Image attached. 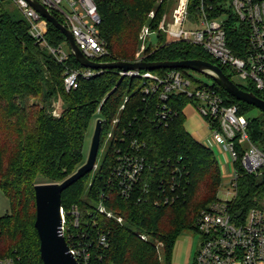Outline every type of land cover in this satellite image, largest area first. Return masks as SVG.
<instances>
[{"label": "trees", "instance_id": "trees-1", "mask_svg": "<svg viewBox=\"0 0 264 264\" xmlns=\"http://www.w3.org/2000/svg\"><path fill=\"white\" fill-rule=\"evenodd\" d=\"M3 1L0 0V190L9 201L10 211L0 216V263L10 259L13 264H42L34 227V186L40 180L62 182L85 162V133L93 119L102 120V131L119 119L114 125V138L117 142L122 136L127 141L135 139L144 157L140 183L129 197L109 188L116 151L115 141L111 140L90 184H80L83 177L61 195L67 219L64 237L69 248L88 249V264H161L157 244L163 246L166 264H170L175 241L185 230L195 232L199 213L216 201L221 183L213 152L185 130L182 111L187 100L172 98V117L159 124L154 116L158 101L141 95L137 89L139 80L122 77L121 70L116 69L82 79L76 90L67 92L63 85L66 69L82 67L71 54L66 64L59 63L29 35L24 16L7 10ZM93 1L101 20L100 36L108 50L102 61L137 60L138 33L151 10L156 11L157 18L161 16L164 2ZM51 13L65 25L60 14ZM147 21L151 28L157 27L158 21ZM159 38L160 44L150 49L146 62L203 60L219 66L232 81L229 69L201 48L186 42H165L163 35ZM44 40L51 47H68L63 34L47 21ZM178 70L193 79L191 70ZM211 84L226 105L238 106L240 114L247 117L249 138L264 153V114L259 111V117H249L257 109L235 100L213 81ZM236 85L264 99L252 85ZM57 97L64 108L54 116L46 108L49 100ZM125 98L128 101L123 103ZM31 99L35 104L30 103ZM236 168L239 186L233 204L244 212L255 204L254 197L264 199V172L254 177L245 174L238 164ZM101 202L105 211L112 213L110 218L106 212L98 211ZM72 206L79 207L77 227L68 220ZM143 234L146 240L140 238ZM102 235L105 245L100 243Z\"/></svg>", "mask_w": 264, "mask_h": 264}, {"label": "built area", "instance_id": "built-area-1", "mask_svg": "<svg viewBox=\"0 0 264 264\" xmlns=\"http://www.w3.org/2000/svg\"><path fill=\"white\" fill-rule=\"evenodd\" d=\"M11 1L27 20L29 35L59 63L66 64L70 50L66 51L64 45L51 47L44 40L46 20L27 0ZM37 1L50 12L63 17L65 26L70 29L77 47L87 59L100 62L108 54L100 36L101 20L93 0ZM157 30L170 42H186L201 48L220 66L227 67L232 76L238 77L244 85H252L264 97V0H177L170 22L168 25L160 24ZM146 35L149 36L147 29L140 34V39ZM102 71L84 67L66 69L64 88L67 92L76 90L80 80L89 79ZM119 74L135 77L139 83L143 80L137 89L144 97H154L160 104L154 108L155 122L159 124L172 117V98L173 101L176 98L186 99L187 104L192 105L207 122L213 145L221 153L224 152L231 167L230 173L223 171L221 178L227 182L221 192L229 198L218 196L199 213L195 221V232L201 241L192 264H264V202L259 203L254 197L255 204L244 212L235 209L233 204L239 186L236 165L250 176L258 177L264 172V153L249 138L247 117L240 114L238 106L226 105L211 83H198L193 76L195 81L178 69H170L163 74L153 71H120ZM127 101L128 98H125L123 103ZM123 108L124 105L120 110ZM118 122L119 119L113 120V129L106 134L107 142L114 139L116 147L108 186L117 189L122 197H129L140 183L145 163L135 139L127 141L122 136L117 142L114 138V125ZM96 168L97 164L94 170ZM74 210L72 224L77 227L79 212L76 208ZM98 211L106 212L104 202L99 204ZM105 214L109 218L112 216L110 212ZM117 221L121 223L122 219ZM65 224L66 216L62 208L63 233ZM140 238L146 240L147 236L143 234ZM100 243H106L103 235ZM70 251L79 264H88L86 247L78 246L70 248ZM2 264H13V261L9 259Z\"/></svg>", "mask_w": 264, "mask_h": 264}, {"label": "water", "instance_id": "water-1", "mask_svg": "<svg viewBox=\"0 0 264 264\" xmlns=\"http://www.w3.org/2000/svg\"><path fill=\"white\" fill-rule=\"evenodd\" d=\"M30 6L65 37L70 54L81 67L93 70L155 71L159 69H183L203 74L216 83L235 100L250 105L264 114V100L253 93L241 90L222 70L203 60H182L176 62H94L87 59L77 47L70 29L61 24L53 14L37 0H27ZM102 121L96 120L85 162L61 183L36 184L34 198L36 216L34 227L39 238V252L42 264H79L71 253L63 233L61 195L95 168L101 136Z\"/></svg>", "mask_w": 264, "mask_h": 264}, {"label": "rangeland", "instance_id": "rangeland-1", "mask_svg": "<svg viewBox=\"0 0 264 264\" xmlns=\"http://www.w3.org/2000/svg\"><path fill=\"white\" fill-rule=\"evenodd\" d=\"M163 2H164V5H163L161 16L159 18H157L156 11L155 10H151L149 12V14L147 15V17H146V22L147 23H148L147 20H149V22H151V20H153V23L158 21V22H156L157 23V27L160 24L168 25V23L171 20V16H172L173 10H174V8L176 6L177 0H156V4L157 5L162 4ZM3 6L7 10H9L11 12L15 11L18 14H21V12L16 7L14 2H12L11 0H4L3 1ZM147 23H144V25L141 27V29H140V31L138 33V37H137L138 38V48L136 50L135 58L140 60L138 62H146L144 58H145V56H147V54L151 53L150 49L154 48L155 46L160 44V40L162 39V38L161 39L159 38L160 35L164 36L165 42L169 41V39H168V37H166V35H164L162 32L157 30V27L156 28L155 27L151 28L150 24H147ZM145 29L148 30L149 36L146 35V37L144 39H140V34L145 32ZM64 47H65L66 51L70 50L69 47H67L65 45H64ZM107 52H108V50H107ZM136 61L137 60L135 59V61H133V62H136ZM100 62H104V61L100 60ZM67 69H70V68H67ZM191 74H192V76L195 77L196 80H198V81H200L202 83L210 84L211 81H212L210 78L204 76L203 74H199V73H196V72H192ZM231 79H232V81L234 83H236L238 85H244V83L236 76H232ZM140 83L142 84L143 80H140ZM35 102L36 101H34L33 99L30 100L31 104L32 103L35 104ZM63 108H64V105H63L62 99L60 97H57L56 99L53 98V99L49 100L46 109H48L49 113H51L52 115L58 116ZM190 112H192V111L190 109H187V111H186L187 117H186V120H185L186 121L185 122L186 130L189 132L188 128L192 127V126H195V127H197L198 131H202V135H204V133H205L208 136L209 135L208 129L205 127V125H204V123L202 121L203 118L197 112L196 113L198 115L196 113L195 114H189ZM259 116H260V112L258 110H253L251 112V114L249 115V117H252V118L259 117ZM199 117L202 120H200ZM95 123H96V120L93 119L91 121L86 133H85L84 148H83V154L85 156V160H86V157H87V154H88V150H89V146H90V142H91V137H92V134H93V131H94ZM102 124H103V122H102ZM112 129H113V125H111L110 128L106 129L105 131H102V128H101V132H102L101 136H102V138L100 136V147H99L98 157H97V161H96L97 168L95 170H93L92 172H90L89 174H87L85 176L84 180L79 181L80 184H82L84 186L85 185L87 186L92 181L93 176H95L96 170L100 167V164L103 161V157H104L103 154L107 151V149L109 147V143L107 142V135L106 134L109 133ZM252 143L255 144L254 142H252ZM245 147H247V146L245 145ZM102 151H103V153H102ZM214 155H215V157L220 156L221 165L224 166V169L226 170V173H230L231 167L228 165V162L226 160L224 152L221 153L219 151V148H218L214 152ZM77 169L78 168L76 167L75 170L73 171V174L76 172ZM71 175H72V172L69 173L65 177V179H67ZM47 183H49V182H46V180H40L39 184H47ZM59 183H61V182H59ZM77 183H75V184H77ZM226 184H227V182L225 180L221 181V189H220V192L217 194L221 199L229 198V197H226L221 192V191H223V188H224V186ZM73 186H71V187H73ZM66 194L64 196V199L67 200V199H69V195L68 194L66 195ZM257 199H258L257 202H259V203H263L264 202V199H262V198L259 199L257 197ZM74 208L78 209V212H79V207L78 206L69 207V211H70L69 215L71 216V218L69 217L68 220H70L71 223L73 222L72 214L75 211ZM9 211H10L9 201L5 197V195L2 193V191L0 190V216H3L5 214H7ZM200 241H201V237L199 236V234H197L193 230L188 229V230L183 231L180 234V236L177 238V241H175V244H174L175 246L173 247V250H172V256H171V263L170 264H192L191 262H193V256L195 255L196 251L199 248ZM157 245L159 246L158 257H159L160 263L161 264H166L167 261L164 258L163 246L161 247V244H157ZM187 252L189 254L188 256H187ZM189 256H190V258H189ZM6 260H9V259L1 260L0 264H2V262L6 261Z\"/></svg>", "mask_w": 264, "mask_h": 264}, {"label": "crops", "instance_id": "crops-1", "mask_svg": "<svg viewBox=\"0 0 264 264\" xmlns=\"http://www.w3.org/2000/svg\"><path fill=\"white\" fill-rule=\"evenodd\" d=\"M168 42H170V41H168ZM165 70H168V69H165ZM154 72V71H153ZM192 73V72H191ZM194 77V76H193ZM195 78V77H194ZM187 109H190L192 112H190L189 114H195L197 111L195 110V108L192 106V105H190V104H186V106L183 108V115H184V127H185V120H186V117H187V113H186V111H187ZM197 114V113H196ZM198 115V114H197ZM199 119L200 120H202L200 117H199ZM203 121V123H204V125H205V127L208 129V133H209V135L207 136L204 132V135H202V131H198L197 130V127H195V126H192V127H187L188 128V130H189V132L186 130V128H185V130H186V132L187 133H189L190 134V136L194 139V140H196L197 142H199V143H201L202 145H204L206 148H208V149H210L212 152H213V155H214V152L217 150L216 149V147L213 145V142L211 141V136H210V129H209V126L207 125V122L203 119L202 120ZM214 157H215V155H214ZM215 159L217 160V162H218V166H219V170H220V179L222 178V174H223V171H226L225 169H224V166H222L221 165V159H220V156H218V157H215ZM221 181H222V179H221ZM220 189H221V183H220V188H219V190H218V193L220 192ZM217 193V194H218ZM217 198H218V195H217ZM217 200V199H216ZM177 241V240H176ZM175 246V245H174ZM189 254H188V252H187V256H188ZM189 258H190V256H189ZM193 258H194V256H193ZM192 263V262H191Z\"/></svg>", "mask_w": 264, "mask_h": 264}]
</instances>
